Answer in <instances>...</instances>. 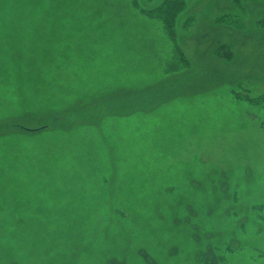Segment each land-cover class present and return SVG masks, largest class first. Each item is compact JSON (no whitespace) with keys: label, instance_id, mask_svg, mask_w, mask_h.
<instances>
[{"label":"rangeland","instance_id":"rangeland-1","mask_svg":"<svg viewBox=\"0 0 264 264\" xmlns=\"http://www.w3.org/2000/svg\"><path fill=\"white\" fill-rule=\"evenodd\" d=\"M163 1L0 0V264H264V2Z\"/></svg>","mask_w":264,"mask_h":264},{"label":"bare ground","instance_id":"bare-ground-1","mask_svg":"<svg viewBox=\"0 0 264 264\" xmlns=\"http://www.w3.org/2000/svg\"><path fill=\"white\" fill-rule=\"evenodd\" d=\"M101 26H103V22L101 20H97V17L94 14H92V13H85L84 14V19L82 20V22L79 23L77 26H75L74 29L72 30L74 32L73 39H74V43H75V44H73V46H74L73 49H75V54H76V56L74 57V60L79 59V58H83V57L88 58V59H90V58L96 59V57L99 58L97 55L98 51L95 48L96 41L93 40L92 36H93V33L96 31V28L101 27ZM125 41H127V40H125ZM131 42L133 43V41L129 40V43H131ZM123 47L124 46H122L121 48L116 50L117 53H114L117 56L121 57V58H118L117 63L122 64L126 61L128 64L131 65L132 62L129 59H127V57H125L122 53ZM109 48H110V45H107V47H105L104 51H106V52L109 51ZM124 49H125V47H124ZM143 51H144L143 49L140 50L141 53ZM111 55H112V53L105 56V59H104L105 62L110 61L109 59H110ZM133 57L135 58L134 55H133ZM146 57H147V59L152 58L150 56V54H148V53L146 54ZM127 60H129V61H127ZM115 67H116V70H120V66H111L109 68L113 69ZM139 69H141V68H139ZM140 71H142V69ZM182 150H183V146L180 150L181 153L179 152V155L183 154L184 151H182ZM251 214H253V211L252 212L250 211L249 217L251 216ZM252 219H253V216H252ZM253 220L256 221L257 219L254 218ZM148 223H150V222H148L147 220L144 221L145 226L149 225ZM164 229H165V232L170 230V228L167 225L162 224L160 229H159L160 230L159 232H161V230L164 231ZM252 234L253 233H250V231L247 230L246 233L244 234V237L245 238L247 237V239H248L252 236ZM183 238L184 237H183V234L181 232H176L173 236V241L181 249H187L186 242L184 241ZM168 241H170V240H168ZM86 252L89 254L90 250H87ZM181 260H182L181 257H179L175 263L180 264Z\"/></svg>","mask_w":264,"mask_h":264},{"label":"trees","instance_id":"trees-1","mask_svg":"<svg viewBox=\"0 0 264 264\" xmlns=\"http://www.w3.org/2000/svg\"><path fill=\"white\" fill-rule=\"evenodd\" d=\"M252 2H264V0H251ZM232 4L236 7H241L242 11L239 12H245L246 10L243 9L241 5V0H231ZM187 8L186 0H164L163 3L156 7L155 9L146 12L149 17L155 18L156 20L161 21L164 30L172 40V42L176 45V50L178 51L179 48H177V26H178V17L184 13L185 9ZM244 10V11H243ZM145 12V11H144ZM232 13V12H231ZM225 14L226 16H223L222 18L218 19L219 23L224 24L227 22V19L230 18L229 14ZM234 14V13H233ZM189 18L185 21L184 27H187ZM243 19H240L239 16L235 18L234 22L226 23L230 25L229 27H233L234 29H237L240 27L239 24H241ZM258 28L264 30V20L257 22ZM227 26V25H226ZM214 55L224 61L231 62L233 60V51L231 44H224L222 46H219L214 51ZM264 99V94L257 98V100ZM253 101V100H252Z\"/></svg>","mask_w":264,"mask_h":264}]
</instances>
